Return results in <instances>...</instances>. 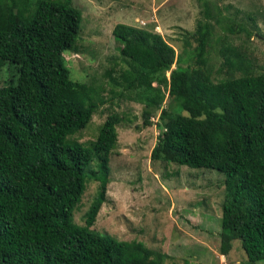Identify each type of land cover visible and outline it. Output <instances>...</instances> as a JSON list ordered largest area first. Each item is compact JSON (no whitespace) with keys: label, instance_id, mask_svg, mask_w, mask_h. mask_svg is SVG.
Instances as JSON below:
<instances>
[{"label":"trees","instance_id":"obj_1","mask_svg":"<svg viewBox=\"0 0 264 264\" xmlns=\"http://www.w3.org/2000/svg\"><path fill=\"white\" fill-rule=\"evenodd\" d=\"M81 21L71 0H0V71L16 72L0 85V264H164V253L141 242L92 230L122 119L108 115L88 146L69 140L105 104L93 86L73 81L65 64ZM211 33L212 25L200 22L197 45L184 59L157 33L115 25L126 67L113 85L144 103V125L167 89L174 109L161 110L151 159L223 174L220 254L237 240L247 262L257 264L264 261V72L249 73L234 51L228 65L245 73L212 81ZM88 178L99 190L78 225L73 215Z\"/></svg>","mask_w":264,"mask_h":264},{"label":"rangeland","instance_id":"obj_2","mask_svg":"<svg viewBox=\"0 0 264 264\" xmlns=\"http://www.w3.org/2000/svg\"><path fill=\"white\" fill-rule=\"evenodd\" d=\"M71 1L81 12L82 21L75 45L64 53L65 64L70 78L93 86L105 104L87 127L69 140L88 146L108 115L117 114L122 119L116 127L117 145L109 156L106 201L92 230L119 241L141 242L153 252L164 253V264H249L240 241L232 242L226 256L220 254L224 175L151 159L164 125L161 110L173 111L174 105L167 89L162 88L160 109L152 112L150 125L143 124L144 103L134 92L128 94L113 85V81L120 82L126 66L112 30L124 24L157 33L174 49L175 58L185 59V50L197 45L199 23L208 22L212 33L206 59L212 81L245 73L231 71L228 60L234 51L243 57L251 70L248 72L257 75L264 72V0ZM175 67L173 63L172 69ZM12 77L16 72L3 68L0 85ZM92 169L96 171L95 162ZM98 190L99 183L88 178L74 211L76 224H84V215Z\"/></svg>","mask_w":264,"mask_h":264}]
</instances>
